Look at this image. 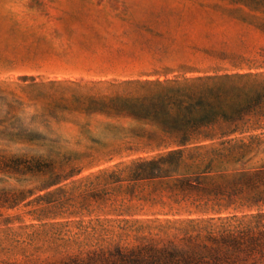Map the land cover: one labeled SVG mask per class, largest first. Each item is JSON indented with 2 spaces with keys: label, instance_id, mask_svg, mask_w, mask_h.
<instances>
[{
  "label": "trees",
  "instance_id": "obj_1",
  "mask_svg": "<svg viewBox=\"0 0 264 264\" xmlns=\"http://www.w3.org/2000/svg\"><path fill=\"white\" fill-rule=\"evenodd\" d=\"M184 9V32L264 36V0ZM217 58L231 69L33 83L23 90L45 100L33 114L0 90V172L36 184L0 190L1 208L33 218L0 221V264H264V47Z\"/></svg>",
  "mask_w": 264,
  "mask_h": 264
},
{
  "label": "rangeland",
  "instance_id": "obj_2",
  "mask_svg": "<svg viewBox=\"0 0 264 264\" xmlns=\"http://www.w3.org/2000/svg\"><path fill=\"white\" fill-rule=\"evenodd\" d=\"M202 1L209 0H0V90L13 92L25 103V111L33 114L45 104L36 92L30 95L23 90L33 83L39 85L37 91L44 89L43 84L45 89L60 93L70 82L190 77L213 72L217 67L231 69L228 62H221L217 57L233 61L238 55L254 57L264 47L263 35L248 31L240 24H225L227 33L212 36L182 31L192 25L183 19L184 8ZM77 5L99 7L98 12L81 15L89 20L79 28L97 31L94 40L102 42L107 47L106 53H110L106 60L81 70L48 68L49 63L29 60L35 44L46 40L48 33L59 35L58 31L64 28L59 23L62 19L50 7ZM119 124L124 125V121ZM63 128L75 130L72 124H63ZM130 160L122 159L123 162ZM118 162L117 159L101 167L86 168L74 181ZM71 182L68 181L70 186ZM34 185L33 181L21 185L13 175L0 172L2 192ZM31 209L0 207V221L11 219L15 226L30 224L33 222L28 215Z\"/></svg>",
  "mask_w": 264,
  "mask_h": 264
},
{
  "label": "crops",
  "instance_id": "obj_3",
  "mask_svg": "<svg viewBox=\"0 0 264 264\" xmlns=\"http://www.w3.org/2000/svg\"><path fill=\"white\" fill-rule=\"evenodd\" d=\"M98 10L97 6L50 7V11L62 19L59 23L64 28L58 31L59 35L48 33L46 40L35 44L29 60L49 63L48 68L68 70L89 69L92 67L90 64L105 61L110 53H106L107 47L102 42L94 40L97 31L79 28L82 24L87 25L89 20L81 15H90Z\"/></svg>",
  "mask_w": 264,
  "mask_h": 264
}]
</instances>
